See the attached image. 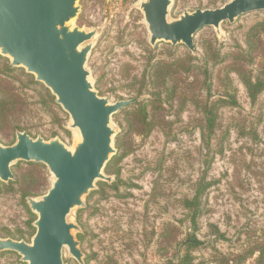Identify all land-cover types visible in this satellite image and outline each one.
Returning a JSON list of instances; mask_svg holds the SVG:
<instances>
[{"label":"rangeland","instance_id":"obj_1","mask_svg":"<svg viewBox=\"0 0 264 264\" xmlns=\"http://www.w3.org/2000/svg\"><path fill=\"white\" fill-rule=\"evenodd\" d=\"M141 1L79 0L71 21L96 30L86 68L99 95L138 99L111 119L116 151L104 173L112 181L98 180L70 216L81 227L74 234L83 264H264V89L252 99L237 71L260 73L263 48L243 53L247 28L264 10L201 28L193 53L184 44L152 45ZM228 1L172 0L169 17ZM228 78L237 104L221 105L210 131L202 107L219 100ZM71 123L43 82L0 53L1 144L27 131L73 148ZM11 169L14 179L0 181V237L31 242L37 214L28 198L45 194L53 174L38 162ZM63 260L81 264L67 247ZM0 264L28 263L3 251Z\"/></svg>","mask_w":264,"mask_h":264},{"label":"water","instance_id":"obj_2","mask_svg":"<svg viewBox=\"0 0 264 264\" xmlns=\"http://www.w3.org/2000/svg\"><path fill=\"white\" fill-rule=\"evenodd\" d=\"M79 0H0V53L10 57L43 82L70 115L78 139L69 148L59 137L46 140L27 131L16 132L12 145L0 143V181L14 179L16 162H38L53 174L49 190L28 203L37 214L36 232L28 242L0 237V252H17L28 264H65L63 251L81 264L84 253L74 231L81 227L70 220L98 180L112 181L104 169L115 153L111 124L114 113L136 102L127 99L111 102L99 95L86 68L96 30L72 27L80 12ZM172 0H142L140 9L150 33V43L167 41L186 45L196 53L195 35L203 27L217 29L241 15L264 10V0H230L218 8L185 11L169 17Z\"/></svg>","mask_w":264,"mask_h":264},{"label":"trees","instance_id":"obj_3","mask_svg":"<svg viewBox=\"0 0 264 264\" xmlns=\"http://www.w3.org/2000/svg\"><path fill=\"white\" fill-rule=\"evenodd\" d=\"M247 45L248 49L246 50L244 55H258V51H255L261 47L263 51L260 53L262 65L260 67V73H256L253 70L247 69L245 65H239L237 67V71L248 90V94L252 99H255L263 89H264V47H262L264 41V19H257L253 23H251L247 28ZM216 57V54L213 55ZM206 74L208 69H206ZM228 83L225 85L223 91H221V97L218 101L209 103H204L202 110L205 114L206 118V126L209 128L210 131H213L216 120L218 118V110L221 105H235L237 104V99L235 95H232L231 88H230V80L227 79ZM109 166V165H108ZM199 243L197 238H194V241L190 246L196 245ZM187 264V263H183Z\"/></svg>","mask_w":264,"mask_h":264}]
</instances>
